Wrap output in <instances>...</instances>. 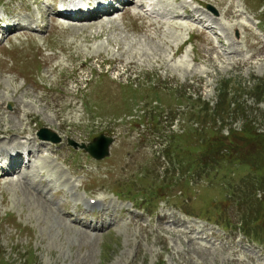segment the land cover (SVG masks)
<instances>
[{
	"label": "rangeland",
	"instance_id": "1",
	"mask_svg": "<svg viewBox=\"0 0 264 264\" xmlns=\"http://www.w3.org/2000/svg\"><path fill=\"white\" fill-rule=\"evenodd\" d=\"M54 1L0 0L40 29L0 43V136L28 133L12 138L49 202L0 181V264H264V0H134L158 30L122 10L53 23ZM40 129L61 139L51 154L26 145ZM99 135L113 141L101 161L68 145ZM95 200L126 218L74 221Z\"/></svg>",
	"mask_w": 264,
	"mask_h": 264
},
{
	"label": "bare ground",
	"instance_id": "2",
	"mask_svg": "<svg viewBox=\"0 0 264 264\" xmlns=\"http://www.w3.org/2000/svg\"><path fill=\"white\" fill-rule=\"evenodd\" d=\"M33 1H35V0H24V5L27 7V5L29 3H31V2H33ZM82 1H84V0H82ZM194 2H196L199 5H204L203 1H201V0H194ZM56 3H57V1L55 0L53 2V6L56 9L55 13H54V16L50 17V21L53 22V23H54V21H56L55 17H58V18H62L64 20L74 21V23H78L80 25H86V27L87 26L89 27L91 25H95L96 23L99 24L100 22L97 20L98 19V14L99 13L109 14L110 11L112 9H114L116 4L118 3V4H124V12L125 13L128 12L129 14L134 15V16H138L140 19H142V21H144L145 24H146L145 27H144L145 29L152 28L154 30H158V27H159V25L155 21L151 20L150 17L147 14L145 15V13L140 12L139 10H133L134 7H136V6L132 5L131 3L129 4V2H127L125 0H94L92 3L84 4V5H82L81 0H74L73 3H68L67 0H60V3H61L60 6L56 5ZM143 6H144L143 3H139L138 4V8H140V9ZM57 7H60V9L57 8ZM166 11L167 12H173V13L176 12L175 9L166 10ZM44 13L46 15H49L48 14L49 13L48 7H46V10L44 11ZM229 13H231L232 15H235L234 18L235 17H241V15L238 14V11H234L233 12V11L230 10ZM191 14H192L191 15L192 19L199 24L200 22L197 21L196 18L197 19H201V17L203 15L199 14L197 12H192ZM207 18L209 20H213V21L215 20L210 15ZM248 24H249V26H251V21H249V19H245L243 21H239V22L234 23L232 26H230V28L231 29L232 28L233 29H235V28L237 29L238 26L248 25ZM22 27H27V26H22ZM183 28H185V26L179 27V29H183ZM203 28L206 29L205 27H203ZM103 29L104 28L102 27V29L96 31V33L99 34V35H103V33L106 32V30H103ZM3 30L10 31L14 35L15 34H20V33L16 32L18 29L15 27V25H7L6 24L3 27ZM199 32H204V30H200ZM99 35H96V37L99 36ZM17 36H20V35H17ZM10 38H12V36H8L7 37V39H10ZM173 55L175 56L176 53L174 52ZM115 62L116 61L114 60L113 63H115ZM157 62H158V60H157ZM133 64L134 63L132 61L126 62L125 65H124V69L125 70L122 72V74L119 75V77L124 75L127 71L131 70ZM112 70H116V69L113 68ZM152 72L154 74H156L155 71H152ZM17 108H19V107H17ZM26 113L27 114H24V112L21 110V114L20 115H23L26 119H29L30 112H26ZM14 114H16L15 111H14ZM14 114L12 112L13 116H14ZM0 130H6V129H0ZM9 132H10L9 134H11L9 136H6V137L0 136V181L4 180L5 177L11 176L13 174H17L22 179L23 185H24L25 188L31 187L32 189H34L35 194L38 195L41 198L42 201L44 200L45 204H48L49 203L48 200H46L44 198V196L42 195V190L39 191L37 188L34 187L33 183H32L33 184L32 185V184H30L27 181V177L29 176L28 175L29 173L27 171L20 173L19 167H20V163H21L22 159H21V155H20L19 151H20V149H21L20 147L22 145L20 144V142H16V140L13 139L12 137L17 136V137H20V138L23 139V138H25L26 135H28V133L26 131H19V132H17L18 134L17 133L13 134L11 131H9ZM2 133L3 134H1V135H6L7 131H4ZM26 145L27 146H31L32 145L33 147H43V148H45V150H47V152L49 154H51L50 150H51V147H53V145L50 142L41 141V140H38L36 138H33L32 144H31V142H27ZM23 146H25V144H23ZM9 148L13 149L14 152L13 153L7 152V149H9ZM37 151H38L37 152L38 153L37 156L41 157V155L43 154L44 150L38 149ZM28 154H29V152H28ZM32 154L33 153L30 152V155H28L29 160L27 161V164H26V168L28 170L37 167V166L34 165L35 160H36L35 159V155H32ZM39 184L43 186V182L42 181ZM66 205L68 206V204H65V206ZM96 207H100V209H102L103 211L105 209H107L106 203L105 202H100V201H96L93 204L87 205L88 210H84L80 206H77L74 209V215H72L74 221L78 222L80 217H87V219H88V218H90V216H94V217H96L98 215L100 216L101 215V213H100L101 211L100 210H95ZM104 212L109 213V214L111 213L110 215L112 216V219L110 218V220H109V221H111L113 219L126 218L125 215L128 212V210L127 209L120 210L118 212V216L116 215V211L115 210H112V211L108 212V209H107ZM64 215H67L69 217V216H71V213L70 212H68L66 214L64 213ZM136 218L139 219L140 217H136ZM163 218H165V220L166 219L169 220V219H171L173 217H171V216H169V217L163 216ZM100 219H101L102 222H107V221H105V218H103V217H100ZM165 220H163V221L161 220L160 226H163V225H165V223H167V222H165ZM109 221H108V227H109ZM133 221H134V219H133ZM129 224H131V223H129ZM196 228H199V227H196Z\"/></svg>",
	"mask_w": 264,
	"mask_h": 264
},
{
	"label": "water",
	"instance_id": "3",
	"mask_svg": "<svg viewBox=\"0 0 264 264\" xmlns=\"http://www.w3.org/2000/svg\"><path fill=\"white\" fill-rule=\"evenodd\" d=\"M40 139L50 140L53 143H59L60 139L48 130L42 129L38 134ZM74 147L77 145L70 143ZM112 144V139L104 136H99L92 140L88 145H81L79 148L83 149L92 158L102 160L109 155V146Z\"/></svg>",
	"mask_w": 264,
	"mask_h": 264
}]
</instances>
